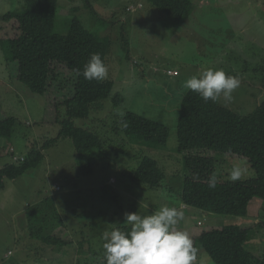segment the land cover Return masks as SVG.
<instances>
[{
    "label": "rangeland",
    "instance_id": "rangeland-1",
    "mask_svg": "<svg viewBox=\"0 0 264 264\" xmlns=\"http://www.w3.org/2000/svg\"><path fill=\"white\" fill-rule=\"evenodd\" d=\"M191 1L189 15L175 24L146 0H58L56 33H66L76 16L109 44L105 65L107 79L113 82L111 92L99 108L92 109L87 118L74 119V124L94 131L111 149L109 157L93 166L92 173L83 175L78 167L85 160L74 153L69 138L60 137L41 150L43 157L36 166L16 178L4 179L0 264H101V258L92 253H102L105 231L124 225L125 213L148 215L163 206L184 213L180 229H187V221L202 229L264 221V206L256 197L245 216L194 208L191 217L178 197L184 163L176 150V124L181 97L187 91L184 82L204 69H223L238 76L241 83L230 104L218 100L222 106L247 114L264 100V0ZM22 8L23 0H0V15ZM17 33L13 19L0 20V38ZM168 71H177V75ZM16 72V62L7 64L0 49L1 112L15 118L10 137H0V168L17 162L14 156H27L32 148L41 149L46 140L56 137L60 126L54 105L72 92L73 75L63 66L55 69L59 77L48 86L46 95L31 92L15 79ZM117 92L123 101L114 105L112 97ZM59 111L62 116L64 109ZM128 111L165 124L169 130L165 144L152 146L138 136L115 131L118 113ZM143 156L154 158L163 169L160 187L137 184L126 171L123 174ZM215 158L218 179L230 180L234 166L242 169L239 180L255 177L242 156L221 153ZM55 215L66 227L55 225ZM254 231L246 246L264 257V227L254 226ZM46 233L71 242L60 250L41 240ZM197 249L195 264H214L199 246Z\"/></svg>",
    "mask_w": 264,
    "mask_h": 264
},
{
    "label": "trees",
    "instance_id": "trees-1",
    "mask_svg": "<svg viewBox=\"0 0 264 264\" xmlns=\"http://www.w3.org/2000/svg\"><path fill=\"white\" fill-rule=\"evenodd\" d=\"M146 1L160 13L168 15L175 24L184 20L192 10L191 0ZM57 4L58 0H23L21 10L0 15L3 21L13 19L18 29L17 34L0 38V49L6 63L17 64L16 80L24 83L31 92L46 95L48 86L59 77L55 73L58 65L73 75L71 94H64V99L54 105L55 121L60 126L56 137L46 140L41 149L32 148L22 161L4 164L0 168V189L4 187V179L16 178L36 166L43 157L41 150L60 137L69 138L74 153L85 160L78 167V172L83 175L92 173L98 161L109 157L108 149L111 148L103 138L74 124V119L87 118L92 109L99 108L101 100L110 94L113 86L107 78L97 82L88 81L83 75L76 76L74 69L82 72L92 53H99L105 63L109 44L86 29L76 16L71 19L66 33H56ZM122 101L119 92L113 95L114 105ZM60 108L64 109L62 116ZM124 119L128 127L120 126L119 117L114 124L115 131L127 137L138 136L152 146L165 144L169 135L165 124L131 111L126 112ZM14 124L15 118L4 116L0 107V137L9 138ZM176 139V150L183 156L184 163L178 197L188 207L189 217L194 208L214 214L245 216L250 201L255 197L264 206V100L251 112L240 114L222 106L219 101L205 102L187 89L180 101ZM221 153L246 158L255 171V177L235 182L217 178L216 187L210 189L208 179L215 174V157ZM125 171L133 182L149 188L160 187L164 179L163 169L149 156L141 157L133 169L124 170L123 174ZM58 217L55 215L53 218L55 225L66 227L62 218ZM198 225L187 221V229L182 230L190 234L195 246H199L214 264H264V257L255 255L246 246L254 236V226L264 227V221L248 226L225 225L209 229L199 228ZM113 227L124 229L125 225ZM41 240L60 250L71 242L51 233L43 235ZM101 252L92 254L95 258L100 257L101 264H105L103 248Z\"/></svg>",
    "mask_w": 264,
    "mask_h": 264
},
{
    "label": "clouds",
    "instance_id": "clouds-1",
    "mask_svg": "<svg viewBox=\"0 0 264 264\" xmlns=\"http://www.w3.org/2000/svg\"><path fill=\"white\" fill-rule=\"evenodd\" d=\"M108 67L99 53L90 54L83 71L74 69L76 76L83 75L88 81H103L108 77ZM238 76L228 75L223 69L207 68L192 75L184 87L196 93L205 102H217L221 98L230 104L233 92L239 88ZM119 124L128 127L126 113H118ZM242 169L234 166L229 172L233 182L241 179ZM217 177L208 179L210 189L216 187ZM144 207H148L145 205ZM184 213L176 207L163 206L154 213L140 215L138 212L124 214L125 228L113 227L102 234L105 264H195L198 249L190 234L179 228Z\"/></svg>",
    "mask_w": 264,
    "mask_h": 264
},
{
    "label": "built area",
    "instance_id": "built-area-1",
    "mask_svg": "<svg viewBox=\"0 0 264 264\" xmlns=\"http://www.w3.org/2000/svg\"><path fill=\"white\" fill-rule=\"evenodd\" d=\"M134 8H135V7L130 6V10H134ZM168 73H169V74H176V71H173V72L168 71ZM14 158L16 159V161H22V160H23V157H15V156H14ZM56 188H58V186H57Z\"/></svg>",
    "mask_w": 264,
    "mask_h": 264
},
{
    "label": "crops",
    "instance_id": "crops-1",
    "mask_svg": "<svg viewBox=\"0 0 264 264\" xmlns=\"http://www.w3.org/2000/svg\"><path fill=\"white\" fill-rule=\"evenodd\" d=\"M182 206H184L185 208H187L188 209V207L186 206V205H184V204H182ZM183 207V208H184ZM187 209H184L186 212L188 211ZM192 210V209H191ZM193 212V211H192Z\"/></svg>",
    "mask_w": 264,
    "mask_h": 264
}]
</instances>
